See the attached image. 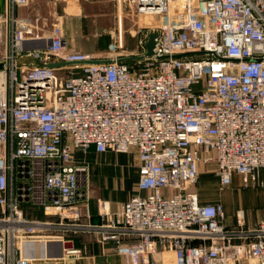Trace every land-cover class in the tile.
<instances>
[{
  "label": "built area",
  "instance_id": "2783aa9c",
  "mask_svg": "<svg viewBox=\"0 0 264 264\" xmlns=\"http://www.w3.org/2000/svg\"><path fill=\"white\" fill-rule=\"evenodd\" d=\"M117 1L119 48L126 17L137 48L95 56L69 47L59 19L47 34L46 23L19 20L16 9L29 0H4L0 264H29L28 242L81 232L112 244L126 264H155L165 251L175 264H264V221L247 227L238 214L229 227L224 205L202 203L192 190L210 163L224 187L235 175L263 186L264 0ZM23 55L71 65L18 67ZM92 149L132 153L139 175L117 212L100 204L98 225L81 220L89 218L80 206L89 164L77 155ZM24 199L48 219L27 217Z\"/></svg>",
  "mask_w": 264,
  "mask_h": 264
},
{
  "label": "crops",
  "instance_id": "0c3cea01",
  "mask_svg": "<svg viewBox=\"0 0 264 264\" xmlns=\"http://www.w3.org/2000/svg\"><path fill=\"white\" fill-rule=\"evenodd\" d=\"M46 1L50 0H29L26 5L17 8V18L30 27H34L35 24L41 20L42 24L47 23V17L43 18L38 15L39 11H46L44 5ZM71 2L72 4L70 5ZM85 2H88V0H69L67 5L63 6L64 10L62 13L68 15L67 9L76 10L78 13L80 12L78 15L76 14L79 19L81 11H85L88 7V4ZM0 5V8L3 9L4 0L0 1ZM76 16L73 20L72 17L68 20V22L70 21L73 26L75 22L78 21H75ZM83 18H88V16L84 15ZM48 24L49 23H47V25ZM50 30L51 28H48L45 33H49ZM64 33L69 41V47L72 50L78 52L81 51L95 56H104L95 54V50H97L96 45L85 49L75 43L76 40L75 37H73V34L68 33L66 29L64 30ZM3 51L4 48L0 45V55ZM108 154V152L96 154V152L92 149L86 154L77 155L78 159H85L89 164L85 179L82 180L80 185V190L83 193V199L80 202V206L83 208V211L89 215V218L83 217L81 219L84 223H91L93 225L100 224V204L108 203L111 213H115L121 208L122 204L137 191L139 175L134 155L132 154L133 158L129 167L131 170L129 176L134 180L130 189H128L126 186L128 177L127 171H124V169L120 171L117 168L112 170L110 168ZM206 166L207 168L205 169L204 167V169L207 171L203 169L199 183L192 188V190L198 194L200 202L205 204L221 202L225 207V224L229 227L237 224L236 216L233 218L230 216L231 213H229L231 209L233 210L237 205V198L240 200L243 199V205L250 212L248 216L244 209H237V211L242 213L247 227H255L260 222L264 221V169H259L256 173L257 180L260 183H263V186L250 185L246 187L243 183V177L235 175L229 187L219 189L218 191L215 188L212 191L209 189L211 183L208 181V177L212 175L211 172H214L216 165L214 163H210ZM207 175L209 176L207 177ZM214 178L215 180H213V183L216 184L218 180L216 176H214L213 179ZM29 181L30 180L27 178L19 177L17 182L18 184H26L29 183ZM235 183L238 185H235ZM202 186H204L203 189ZM251 191H256L257 194H250L249 192ZM236 192H241V194L237 195ZM120 195L123 196L120 198ZM20 206L26 216L31 219H48V217L45 216L43 209L38 207L32 199H24L23 201H20ZM51 219L53 220L54 218L51 217ZM70 250H77L80 251V253L77 255L71 254L69 252ZM24 253L30 260L29 264H126L123 256L119 255L115 251L112 244L102 246L99 243L98 238L91 232H81L75 234L68 233L65 234L61 240H34L26 244ZM154 256L156 260L155 264H175V257L172 251H165L160 255Z\"/></svg>",
  "mask_w": 264,
  "mask_h": 264
},
{
  "label": "rangeland",
  "instance_id": "374dc122",
  "mask_svg": "<svg viewBox=\"0 0 264 264\" xmlns=\"http://www.w3.org/2000/svg\"><path fill=\"white\" fill-rule=\"evenodd\" d=\"M1 1V0H0ZM69 0H50L46 1L44 3L46 11H39L38 15L45 18V20L48 21L49 23L47 26H44V32L45 33L48 28H52L54 24H57L54 18L59 19L60 26L62 27L63 31L66 29L68 33L73 34V37H75L76 44H79L80 46L84 47L85 49H88L93 46H97V50H95V54L97 55H104L108 56L110 54H126L131 51H134L137 48V41L134 38V33L131 29L132 23L131 21L126 19L123 21V25L125 26V32L123 33V47L119 48V43H118V23H119V7H118V1L117 0H88L87 3L88 7L85 11H81V16L79 19L77 18L76 14L78 15L79 13L76 10H68L67 13L68 15H65L62 13L64 10L63 6H66ZM72 2L70 3V5ZM90 5V6H89ZM124 5V10H127V12H130L131 9H128L126 6L127 4ZM1 6V5H0ZM44 8V7H43ZM3 10V11H1ZM4 7L3 9L0 8V15H4ZM71 11V12H70ZM15 14L17 15V9L15 11ZM45 14V15H43ZM84 15H87L88 18H83ZM124 15H127L126 11ZM75 18V24L74 26L68 22L69 19L72 20ZM71 20V21H72ZM42 24V20L40 21ZM46 23V24H47ZM41 26V25H40ZM2 24H0V35L3 37L4 40V31L2 30ZM81 52V51H80ZM108 160L110 161V168L113 170L114 168L119 169L120 171L124 169V171H127V181H126V186L128 189H130L131 184H133V180L130 178L131 170L129 169L130 163L132 162V153L131 154H122V153H114V152H108ZM207 168L206 165H203L200 167V178H201V173L203 169ZM204 169V170H205ZM216 170L217 168H214V172L211 174L212 175H207L208 181H210L211 186L210 190H214L215 188L217 191L219 189H224L227 187H224L220 184L219 178L216 176ZM207 171V170H205ZM217 177L218 182L215 184L213 183L214 176ZM212 178V179H210ZM200 180V179H199ZM207 180V178H206ZM199 183V182H198ZM240 184V183H239ZM235 185H238L235 183ZM97 186V185H96ZM204 186H202V189ZM238 191V190H237ZM250 194L256 195V191H251L249 192ZM256 193V194H255ZM237 195H240L241 192H236ZM123 195H120V198ZM123 198V197H122ZM237 205L234 207V209L229 212L231 213L230 216L234 218L236 216V219L238 218V214L243 217L240 214V211H237V209H244V211L247 213L249 216L250 212L248 209L245 208L243 205V199L240 200L237 198ZM242 202V203H241ZM221 203V202H220ZM245 203V202H244ZM225 208V207H224ZM252 210V209H251ZM237 211V212H236ZM236 213V214H235ZM244 218V217H243ZM237 221V220H236Z\"/></svg>",
  "mask_w": 264,
  "mask_h": 264
},
{
  "label": "water",
  "instance_id": "95a60500",
  "mask_svg": "<svg viewBox=\"0 0 264 264\" xmlns=\"http://www.w3.org/2000/svg\"><path fill=\"white\" fill-rule=\"evenodd\" d=\"M154 38H155L154 34L150 35L149 42L146 45L147 54H146L145 57H150L151 55H153ZM183 56L184 55H175L174 58H180V57H183ZM142 58L143 57H141V59ZM132 60H135V58H123V59H121V61H124V62L132 61ZM91 62L92 63H101V62L110 63L112 61L106 60V61H91ZM64 65H71V63H61V64H59V63L58 64L50 63V64H45V63L40 62L34 56H30V55H23L17 61V66L18 67L30 66V67H41V68H58V67H61V66H64ZM2 68H3V65L0 64V70ZM27 186H29V185H27Z\"/></svg>",
  "mask_w": 264,
  "mask_h": 264
},
{
  "label": "bare ground",
  "instance_id": "6f19581e",
  "mask_svg": "<svg viewBox=\"0 0 264 264\" xmlns=\"http://www.w3.org/2000/svg\"><path fill=\"white\" fill-rule=\"evenodd\" d=\"M29 48H35V46H33L32 44L28 46Z\"/></svg>",
  "mask_w": 264,
  "mask_h": 264
}]
</instances>
